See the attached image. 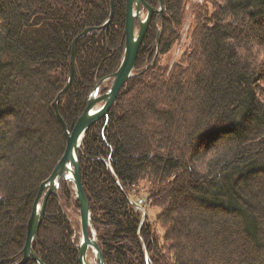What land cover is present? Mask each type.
<instances>
[{
    "label": "trees",
    "instance_id": "obj_1",
    "mask_svg": "<svg viewBox=\"0 0 264 264\" xmlns=\"http://www.w3.org/2000/svg\"><path fill=\"white\" fill-rule=\"evenodd\" d=\"M145 2L156 11L135 69L78 149L105 264H264V0L194 5L188 46L170 70L159 58L179 39L187 0ZM110 7L0 0V264L22 258L39 187L65 150L54 100L74 38L97 28L76 41L58 100L69 131L120 65L126 0H113L101 28ZM139 196L155 219L141 222ZM78 216L72 183L61 181L32 242L42 263L79 264Z\"/></svg>",
    "mask_w": 264,
    "mask_h": 264
},
{
    "label": "water",
    "instance_id": "obj_2",
    "mask_svg": "<svg viewBox=\"0 0 264 264\" xmlns=\"http://www.w3.org/2000/svg\"><path fill=\"white\" fill-rule=\"evenodd\" d=\"M110 15L101 28L108 25L113 14V0H110ZM160 8L157 10L161 11ZM156 11L153 7L148 5L145 0H126V14H125V44L124 53L118 69L102 78L94 90L90 93L87 100L86 107L82 114L77 119L73 129L69 131L65 122L61 118L57 104L61 95L69 88L74 74V60L76 53V41L88 32L95 30V27L86 28L78 36H76L71 45V55L69 64V76L65 86L55 97L54 107L57 117L59 118L64 129L66 146L63 155L55 165L49 177L43 181L39 187L38 193L34 200L32 211L27 222L26 238L23 248L22 258L15 264H24L27 260L33 259L37 264H44L36 256L32 250V242L38 235L39 226L45 211V206L48 197L53 194L58 198V192L61 181L66 183L71 182L75 193V198L79 204V264H90L87 258L89 250L92 251L95 259V264H105L102 253L96 241L95 229L92 225L89 203L83 190L80 180V165L78 158V149L80 148L84 135L89 127L99 120L106 117L111 105L114 103L119 91L131 77L135 68L136 59L139 47L143 41L144 35L148 29L153 12ZM135 22L138 23V28L135 27ZM109 80L106 92L99 94V87L102 82ZM117 185L119 183L117 182ZM132 205H136L131 201ZM142 210V208H141ZM141 222L145 217V212L142 210Z\"/></svg>",
    "mask_w": 264,
    "mask_h": 264
},
{
    "label": "rangeland",
    "instance_id": "obj_3",
    "mask_svg": "<svg viewBox=\"0 0 264 264\" xmlns=\"http://www.w3.org/2000/svg\"><path fill=\"white\" fill-rule=\"evenodd\" d=\"M204 1L205 0H187V3L185 5V9H184V19H183V24L181 26L179 39L173 43L171 49L166 54L162 55L159 58L160 64L163 66H166L168 68V70H170L172 65H174L179 60L181 54L183 53V51L188 46V41H189L188 40V32L190 30V26L192 25L193 19H194V15H193V11H192L193 6L196 4H202V3H204ZM137 28L138 27H136V29ZM101 94L102 93H100V91H99L98 95H101ZM65 146H66V143H65ZM139 198H141V197L140 196L136 197V201H134L136 204L135 205L136 209H138L139 211L143 210L145 212V214L147 213L149 219H151V220L155 219V217L158 213L157 208H155L153 206L146 205V204L144 205L145 201L143 203H141V202H139ZM141 208H142V210H141ZM77 219L79 220V218H77ZM26 230H27V227H26ZM78 237H80V226H79V231H78ZM87 258H88V261L90 264H95L94 255H93L91 250L88 251Z\"/></svg>",
    "mask_w": 264,
    "mask_h": 264
},
{
    "label": "built area",
    "instance_id": "obj_4",
    "mask_svg": "<svg viewBox=\"0 0 264 264\" xmlns=\"http://www.w3.org/2000/svg\"><path fill=\"white\" fill-rule=\"evenodd\" d=\"M139 202L143 203L144 202V199L142 197L139 198Z\"/></svg>",
    "mask_w": 264,
    "mask_h": 264
},
{
    "label": "bare ground",
    "instance_id": "obj_5",
    "mask_svg": "<svg viewBox=\"0 0 264 264\" xmlns=\"http://www.w3.org/2000/svg\"><path fill=\"white\" fill-rule=\"evenodd\" d=\"M78 153V152H77ZM140 204V203H139Z\"/></svg>",
    "mask_w": 264,
    "mask_h": 264
}]
</instances>
